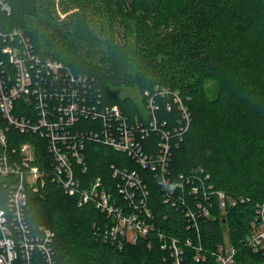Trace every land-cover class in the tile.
Here are the masks:
<instances>
[{"label":"trees","instance_id":"obj_1","mask_svg":"<svg viewBox=\"0 0 264 264\" xmlns=\"http://www.w3.org/2000/svg\"><path fill=\"white\" fill-rule=\"evenodd\" d=\"M8 1L11 13L0 10L4 33L18 28L43 58L95 78L105 103L131 117L140 107L117 89L138 87L143 95L154 94L156 87L180 91L192 122L173 147L171 179L208 174L214 190L238 201L226 209L215 205L208 218L200 219L198 233L180 207L165 202L155 174L143 168L156 228L181 241L183 264H218L212 251L226 241L238 248V264H264V257L244 242L257 204L264 201V0H63L67 9H76L67 22H60L51 0ZM5 46L0 37V61L8 58ZM209 81L218 84L214 98L206 89ZM157 99L161 118L180 116L177 106L167 111L170 98ZM5 126L0 113V129ZM8 135L9 152L22 141L39 139L15 128ZM42 144L35 161L41 167L49 158ZM88 147V176L102 174L114 182L109 164L120 154L102 144ZM25 215L33 230L43 226L55 233L58 264H175L155 232L123 246L105 241L98 231L110 220L92 204L79 205L50 180L28 185ZM198 235L207 252L200 262L195 249L184 244L189 236L197 243Z\"/></svg>","mask_w":264,"mask_h":264},{"label":"built area","instance_id":"obj_2","mask_svg":"<svg viewBox=\"0 0 264 264\" xmlns=\"http://www.w3.org/2000/svg\"><path fill=\"white\" fill-rule=\"evenodd\" d=\"M0 10L10 14V2L0 0ZM0 37L8 56L0 61V113L6 120L0 129V264H58L55 233L43 226L33 230L25 215L28 185L36 187L46 180L76 197L79 205H94L110 220L97 230L105 241L123 246L155 232L162 247L171 250L175 264H183L181 241L156 228L147 176L140 169L155 174L165 202L180 207L189 228L198 233L200 219L208 218L215 205L226 209L238 200L224 190H214L208 174L181 173L175 182L171 179L173 147L192 122L180 91L167 87H156L154 94L146 91L144 107L131 117L118 105L105 103L95 78L36 53L20 29L4 33L0 28ZM158 96L170 98L165 102L167 111L177 106L180 116L161 118ZM11 128L39 139L22 141L9 152ZM41 144L49 154L42 167L35 163ZM89 144H102L120 154L109 164L114 182L102 174L88 176ZM198 239L196 243L189 236L184 244L195 249V260L200 262L207 252L199 235ZM244 242L264 257V201L257 204ZM237 254L238 248L229 241L212 251L218 264H238Z\"/></svg>","mask_w":264,"mask_h":264},{"label":"rangeland","instance_id":"obj_3","mask_svg":"<svg viewBox=\"0 0 264 264\" xmlns=\"http://www.w3.org/2000/svg\"><path fill=\"white\" fill-rule=\"evenodd\" d=\"M51 1L55 3L54 7L60 22L61 21L67 22L68 15H70L73 11L76 10L73 6L70 7L71 10H68L70 8L67 9L65 7V2H63V0H51ZM100 1L101 0H96L95 3H100ZM118 27H120V30L122 31V26H118ZM206 89L209 97L214 98L218 93V84L215 81H209L206 85ZM116 91L122 97L130 96L138 104L139 107L141 108L144 107V95L138 87H122L117 89Z\"/></svg>","mask_w":264,"mask_h":264}]
</instances>
